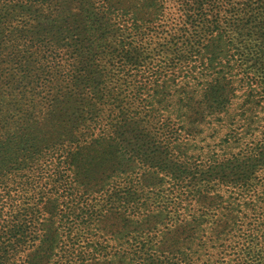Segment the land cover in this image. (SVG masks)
<instances>
[{"label":"trees","instance_id":"16d2710c","mask_svg":"<svg viewBox=\"0 0 264 264\" xmlns=\"http://www.w3.org/2000/svg\"><path fill=\"white\" fill-rule=\"evenodd\" d=\"M258 252L264 0H0V264Z\"/></svg>","mask_w":264,"mask_h":264},{"label":"rangeland","instance_id":"374dc122","mask_svg":"<svg viewBox=\"0 0 264 264\" xmlns=\"http://www.w3.org/2000/svg\"><path fill=\"white\" fill-rule=\"evenodd\" d=\"M261 226H259V228H260ZM244 232V231H243ZM242 232V233H243ZM261 235H262V233L258 230V250H260L261 248H263V246H260V242H262L261 241ZM258 253H260V252H258ZM259 255H261V256H263V257H260V258H262L261 260L260 259H258V264H264V253H263V255L260 253ZM261 261V262H260Z\"/></svg>","mask_w":264,"mask_h":264}]
</instances>
